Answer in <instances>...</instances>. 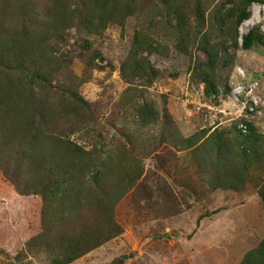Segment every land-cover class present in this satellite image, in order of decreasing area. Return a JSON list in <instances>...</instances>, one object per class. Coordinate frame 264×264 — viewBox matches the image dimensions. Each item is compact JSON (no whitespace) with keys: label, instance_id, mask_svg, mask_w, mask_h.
<instances>
[{"label":"rangeland","instance_id":"rangeland-1","mask_svg":"<svg viewBox=\"0 0 264 264\" xmlns=\"http://www.w3.org/2000/svg\"><path fill=\"white\" fill-rule=\"evenodd\" d=\"M52 4L0 0V51L24 27L19 9L42 22ZM66 5L75 10L80 2ZM110 7L116 17L100 32H87L73 19L44 48L58 73L40 86L39 96L60 105L46 110L47 130L56 110L54 128L73 132L71 140L86 150L112 153V171L101 178L105 186L133 182L113 206L118 233L69 264H239L264 238L263 162L250 159L243 183L220 178L227 167L219 168L207 140L218 129L236 152L241 123L264 138V0H136L124 16L123 0H109ZM247 35L254 40L249 48ZM24 72H0V87L26 82ZM64 86L81 105L63 95ZM145 105L159 112L157 124L140 120ZM9 122L3 105L0 126ZM200 131V149L176 141ZM42 204L38 194H19L0 170V264H50V254L25 247L45 233ZM100 217L92 206L85 209L87 226H97ZM56 223L51 231L65 226Z\"/></svg>","mask_w":264,"mask_h":264},{"label":"trees","instance_id":"trees-1","mask_svg":"<svg viewBox=\"0 0 264 264\" xmlns=\"http://www.w3.org/2000/svg\"><path fill=\"white\" fill-rule=\"evenodd\" d=\"M78 1L80 5L70 10L66 0H53L52 6L42 14V22L32 21V17H26L19 9L22 17L26 18L23 21L24 27L16 39L12 38L6 44V50L0 51V72L4 74L6 71L21 69L22 72L26 71L24 73L27 77L24 83L5 82L0 87V107L4 105L10 118L9 123L0 126V170L7 177L9 175L19 194H38L42 197V229L45 233L33 237L25 247L30 251L32 247L38 246L50 254V264H69L116 235L119 228L114 221L113 206L133 184L130 181L126 185L116 183L105 186L101 178L105 172L112 171L107 164L112 160V153L102 155L98 151L86 150L77 140H71L70 134L73 132L64 133L58 127L54 128L58 120L55 117L56 110L53 130H47L46 110L50 105H60L54 99L52 104L39 96L40 86L51 83L58 73V69L52 67L51 56L44 53V48L58 36L62 24L73 19H78L79 25L87 32L94 33L100 32L107 21L116 17L112 7L106 8L109 0ZM135 2L123 0L121 15L131 14ZM253 41L252 35L244 36V47H251ZM210 57L213 58V55L210 54ZM205 82L212 92V82L209 79ZM60 89L64 96L81 105L82 98L75 91L65 89V86ZM139 116L146 125H155L159 120V112L148 105L139 111ZM245 125L244 132L240 128L237 130L236 152L234 142L222 138V131L215 129L208 136L210 141L207 142L216 154L217 165L219 168H229L219 171L220 178L238 179L239 183H243L249 177L245 178L244 171L250 170L251 158L263 162L264 167V146L259 145L264 138L254 125ZM204 132H196L180 140L178 132H174V136L177 137L176 141L181 142V147L196 146L200 149L202 143L199 141L203 137L200 133ZM213 133L217 136L215 139L212 138ZM226 155L229 158L234 156L232 162L226 161ZM238 157L243 159L240 165L235 159ZM138 175L134 176L135 180ZM87 182L92 187L91 192L87 190ZM236 184H229L228 187L236 188ZM258 193L264 203L263 180L258 185ZM90 206L101 216L95 227L87 226L84 220L85 209ZM58 221L64 223V228L58 230L53 227L51 231V224L58 226ZM239 264H264V238L257 247L244 255Z\"/></svg>","mask_w":264,"mask_h":264},{"label":"built area","instance_id":"built-area-1","mask_svg":"<svg viewBox=\"0 0 264 264\" xmlns=\"http://www.w3.org/2000/svg\"><path fill=\"white\" fill-rule=\"evenodd\" d=\"M256 84H257V82H253V84L252 85H250V87H249V89L251 90H253V88L252 87H255L256 86ZM240 91H244V90H240ZM239 127H240V129L244 132L245 130H246V125L245 124H243V123H241V124H239Z\"/></svg>","mask_w":264,"mask_h":264}]
</instances>
